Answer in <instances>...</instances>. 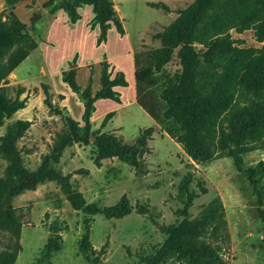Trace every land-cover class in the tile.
<instances>
[{
  "label": "rangeland",
  "instance_id": "374dc122",
  "mask_svg": "<svg viewBox=\"0 0 264 264\" xmlns=\"http://www.w3.org/2000/svg\"><path fill=\"white\" fill-rule=\"evenodd\" d=\"M47 0H37L30 6L18 5L15 14L28 28L37 43L30 53L7 78L4 85L9 96L22 87L28 97L26 108L18 111L0 126V140L16 120L31 123L25 135L18 140L23 166L32 172L39 169L58 134L67 129L71 118L83 127V100L63 82L62 72L76 69V82L82 88L88 85L94 94L100 87L101 64L109 65L111 78L122 73L127 86L119 88L120 103L97 100L91 117V131H97L105 115L114 112L102 133L113 134L124 144H133L141 131L151 128L137 166L120 162L116 158L94 165V138L88 145L73 144L67 147L52 167L63 175H70L71 188L82 195L88 208L76 210L68 203L55 182L45 181L34 191H25L11 201L21 217L20 251L14 264H149L166 240L161 226L180 223L184 216L185 193L180 186L190 178L188 190L197 195L188 208L190 220L199 218L202 211L218 197L224 210L228 241L222 245L221 255L226 264H264V177L255 189L245 171L264 162V136L252 145L254 150L236 155V158L216 157L208 163L194 162L175 140L179 134L172 121H154L136 103L134 72L136 67L145 70V81L139 85L141 101L162 115L166 103L164 91L172 87L181 71L180 53L185 46L163 47L156 35L162 33L178 17V11L195 0H112L117 17L124 29L118 34L111 25L107 40L97 44L99 30L91 28L93 18L89 6L79 10L80 19L67 22V15L59 10L62 0L43 8ZM80 1V0H78ZM1 2V1H0ZM154 3L165 5L169 12L151 7ZM10 7H1L0 13H9ZM227 11L233 12L230 5ZM51 17L50 14H54ZM231 13L224 14L226 18ZM257 21L249 26L238 22L223 35L240 49L245 58L264 52V37L257 32ZM35 28L33 33L31 28ZM196 55L203 46L194 44ZM159 63L162 66L157 70ZM44 64L45 67H41ZM206 65V63H202ZM75 66V67H74ZM43 86L48 87L52 107L45 104ZM135 87V89H134ZM6 162L0 158V177ZM200 185V186H199ZM205 193L200 192L201 188ZM259 193H258V192ZM126 201L129 214L123 218H108L104 214L90 215V207L104 210ZM56 224L60 240L57 250L49 256L46 244L51 236L50 227ZM85 234L88 243L98 253L86 258L79 252ZM6 234L0 233V250L9 243ZM215 244L210 238L206 240ZM162 264H187L178 262L171 253Z\"/></svg>",
  "mask_w": 264,
  "mask_h": 264
},
{
  "label": "trees",
  "instance_id": "16d2710c",
  "mask_svg": "<svg viewBox=\"0 0 264 264\" xmlns=\"http://www.w3.org/2000/svg\"><path fill=\"white\" fill-rule=\"evenodd\" d=\"M56 0H47L43 8L54 5ZM91 6L93 19L91 28L97 27L99 36L97 44L107 40L108 30L113 25L121 36L124 29L116 15L112 0H62L60 9L64 10L71 24L80 19L78 8ZM151 7L165 5L150 3ZM232 5L234 11H227ZM223 13H231L224 18ZM257 21H264V0H195L187 8L178 11L177 19L165 30L156 35L163 47L184 43L180 53L181 71L175 84L166 89L162 99L166 109L162 115L145 105L139 98V85L145 81V70L134 72L136 86V103L154 121L172 120L178 127L179 134L175 140L194 162L208 163L216 157L236 158L238 152L254 150L253 143L264 136V52L245 58L243 52L234 47L225 29L237 22L249 26ZM257 32L264 37V22L257 25ZM35 32V28H31ZM202 45L201 55H196L192 45ZM37 43L26 25L21 22L14 11L0 13V126L4 119H9L26 108L28 97L21 98L25 89L17 87L13 97L9 96L4 85L9 75L37 49ZM206 63V65H202ZM162 63H159L157 70ZM106 62L101 64L100 89L94 94L90 85L82 89L76 82V69L62 72L63 82L73 93L80 95L84 104L82 115L83 127L71 118L67 119V129L57 135L50 153L43 157L39 169L35 172L23 166L17 142L28 131L31 123L16 120L7 129L0 140V158L6 162V168L0 177V233L9 238L0 250V264H14L20 251L21 217L11 205V201L25 191H34L45 181L55 182L61 189L68 203L76 210L88 208L80 193L75 192L70 184V175H63L52 165L59 163L62 152L73 144L88 145L94 138L96 167L101 161L116 158L120 162L137 166L138 159L144 152L146 143L152 137L151 128L141 131L133 144H124L118 137L102 133L115 113L105 115L97 131H91V117L97 100H111L120 103L119 93L115 88L127 86L122 73L111 78ZM44 104L59 114L51 104L48 87L43 86ZM248 180L256 189L264 177V162L245 171ZM190 178H185L180 186L185 193L182 214L184 219L170 226H161L160 230L167 236L156 255L149 264H162L171 254L177 255L178 262L187 264H226L222 259V245L217 242L228 241L221 200L216 197L202 211L199 218L190 220L188 208L197 195L188 190ZM200 186V185H199ZM201 188V187H200ZM264 190V187H260ZM200 192L205 193L204 189ZM258 192V191H257ZM259 193V192H258ZM104 214L108 218H123L129 214L126 201L104 210L90 207V215ZM51 236L46 244L49 256L57 250L60 240L56 224L50 227ZM212 239L215 244L206 240ZM85 234L79 245V252L88 258L89 254L103 255L102 248L96 253L88 243Z\"/></svg>",
  "mask_w": 264,
  "mask_h": 264
},
{
  "label": "crops",
  "instance_id": "0c3cea01",
  "mask_svg": "<svg viewBox=\"0 0 264 264\" xmlns=\"http://www.w3.org/2000/svg\"><path fill=\"white\" fill-rule=\"evenodd\" d=\"M1 2H0V4H1V7H10L11 9H13V11H15V8L18 6V5H21V6H25V7H27V6H30L31 4H33V3H36L37 2V0H0ZM85 6H87V5H85ZM82 7H84V6H82ZM82 7H80V8H78V13H79V10L82 8ZM89 7H91V6H89ZM91 9H92V7H91ZM114 9H115V4H114ZM59 10H62V9H58V10H56V12H58ZM116 10V9H115ZM64 11V10H63ZM56 12H54V14H50V16L51 17H55V15H56ZM65 12V11H64ZM15 13V12H14ZM66 13V12H65ZM93 13V12H92ZM66 15H67V13H66ZM80 15V14H79ZM93 17H94V15H93ZM93 19V18H92ZM67 22L69 23V24H71L70 22H69V17H68V15H67ZM41 67L43 68V67H45L44 66V64H41ZM75 67V66H74ZM15 71V70H14ZM12 72L13 73V75H14V73L15 72ZM11 73V74H12ZM16 74V73H15ZM11 75H9L8 77H10ZM135 86V85H134ZM120 88V87H119ZM119 88H115V90H117V89H119ZM134 89H135V87H134ZM135 97H136V93H135V96L133 97V99L135 100ZM144 111V110H143ZM145 112V111H144ZM146 113V112H145ZM147 114V113H146Z\"/></svg>",
  "mask_w": 264,
  "mask_h": 264
}]
</instances>
